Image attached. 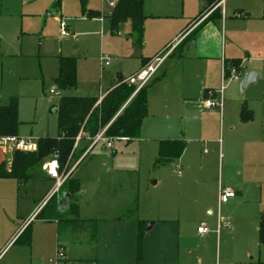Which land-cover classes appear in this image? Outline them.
Instances as JSON below:
<instances>
[{"label": "crops", "instance_id": "obj_1", "mask_svg": "<svg viewBox=\"0 0 264 264\" xmlns=\"http://www.w3.org/2000/svg\"><path fill=\"white\" fill-rule=\"evenodd\" d=\"M56 3L57 0L54 7L60 16L59 21H64L62 17L67 11L63 0L58 1L57 7ZM106 4L102 8L88 9L98 12V18L88 19L81 14L83 18L101 24L99 35L102 48L99 58L102 55L111 58L113 54L123 55L126 47L121 31L126 25L129 26V33L126 34L133 40L129 23L121 25L117 34H111L108 17L113 7ZM204 7L203 0V5L194 8V12L177 20L169 16H148L144 20L142 47H136L133 40V46L140 52L133 73L123 76L119 71L111 75L110 70L115 61L112 58L108 67L101 70L99 66V80L91 82L87 89H79L77 83L74 89L61 91L60 94L61 98H94L98 103L116 86L118 78L123 80L135 74L143 67L144 60L150 62L180 35L191 30L165 59L155 79L149 84L148 114L139 136L140 142L144 144L155 143L150 145L154 150L148 154L152 166L158 156L159 142L182 140L185 143L178 159L154 167L155 170H175L179 167L183 171L178 174V187L180 210L183 213L185 209V217H177V201L173 198H169L162 206L160 200L156 215L155 209L152 215L150 210L143 213L140 206L134 208L136 201L131 198L133 193H130L128 197H121L125 201L114 203L109 215H104L98 204L93 205L88 215L79 210L81 220L97 223L94 241L86 232H64L60 235L56 221L34 220L46 204L45 197L51 190L41 198V204L35 212L24 218L18 211V204L20 198L26 199V196H19V193L25 192L28 181L19 183L12 179H0V210L7 212L9 227L14 221L21 222L13 238L0 250V264L15 246V239L30 223V245L21 246L20 251L30 252L28 256H13L2 264H52L58 245L64 248V264H211L212 241L214 260L218 264H264V245L258 243L259 219L264 210V0H224L221 6L215 5L209 16L202 20V14L207 11ZM67 27L71 32L68 24ZM103 27L107 28L108 38L104 37ZM58 62L57 72L53 76L55 79ZM232 66L241 68L243 76L239 82L248 73H254L256 77L241 92L240 86L231 83L220 94L222 69ZM76 75L79 80L78 69ZM103 76L109 81V87L101 90ZM206 91L214 92L216 100L221 99L220 109L204 108L202 98ZM242 115L249 120L243 122ZM118 139L114 141L130 143ZM202 147L211 149L213 153L208 154L205 150L201 152ZM95 148L99 149V153H93ZM112 149L113 145L109 151L101 143L95 145L88 154H84L80 165L71 169L72 176L87 159L91 161L97 154L110 153ZM6 157L7 154L1 151L0 164L6 162L9 167L12 156L10 159ZM217 157L220 161H216ZM218 164L221 167V181L224 176L227 182L224 188L222 185L217 186L214 180ZM41 172L42 176L40 173L37 180L49 181L45 173ZM161 172L164 171H160V175L163 174ZM158 184L159 180L154 183L156 186ZM225 190L234 192L236 196L219 205V192ZM67 200L65 195L60 198L59 211L65 209ZM213 204H217L215 210L212 209ZM229 205H243L241 208L244 212L233 215L229 229L216 233L217 216L219 214L223 218L222 207ZM190 207H193V212L206 211L207 217L202 219L204 224H197L194 228V224L189 222L195 215ZM130 212L132 218H126V213ZM139 222L146 224L147 235L138 250ZM36 224L42 226L36 227ZM202 225L209 231L205 236L196 232ZM124 228L129 229L128 233L134 239L132 248L124 244L123 239L127 234ZM153 238L156 239L154 243ZM192 241L201 243V246H189ZM229 241L234 245L237 243L236 247L225 248Z\"/></svg>", "mask_w": 264, "mask_h": 264}, {"label": "rangeland", "instance_id": "obj_2", "mask_svg": "<svg viewBox=\"0 0 264 264\" xmlns=\"http://www.w3.org/2000/svg\"><path fill=\"white\" fill-rule=\"evenodd\" d=\"M113 1L106 0V3L109 4ZM55 2L56 0H0V104L5 106L9 98L17 99L20 123L17 138H30L36 143L43 137L51 139L58 137L57 116L54 111L61 95H49V90L55 85L53 76L57 72L58 58L62 56L76 60L79 89H87L91 82L95 83L100 78L98 58L102 48V39L99 35L101 24L83 18L77 0H63L67 14L62 19L70 26L71 34L68 37H61L59 34L60 16L54 7ZM88 2L87 9L102 8L107 5L104 0H88ZM201 4L203 5V0H144L143 16L145 18L148 16H169L177 20L192 11L194 12L196 7ZM215 5L217 4L213 3L211 7H207V11L205 10L206 12L204 11L205 13L202 15L207 14L208 10H212ZM103 32L104 37L108 38L106 27H103ZM121 32L124 34L122 41L126 48H124L123 55H112L115 61L110 73L113 76L114 72L119 71L123 76H128L135 71L138 64L136 58L140 52L133 46V40L127 35L129 26L126 25ZM101 80V90L109 87L106 77L103 76ZM236 84L241 86V82ZM178 125L180 126L179 122ZM86 144L84 142L80 147H84ZM152 144L155 143L144 144L140 142V138L128 144L122 141H113V149L110 153L97 154L91 161L87 159L72 176L79 182L82 193L77 201L79 210L88 215L93 205L98 204L102 213L109 215L114 203L125 201L121 197H128L130 193H133L131 198L136 201L134 208L140 206L143 213H148L150 210L152 215L153 209H155L156 215L159 201L161 200L162 206L169 198H173L177 201V217H185V209L183 213L180 210V188L178 187V174H182L183 171L179 167L175 170L172 168L155 170L148 157V154L154 150V147L150 146ZM89 150L90 147L85 154ZM204 150L208 154L213 153L211 149L202 147L201 152ZM98 151L99 149L95 148L93 153H99ZM14 153V151L7 153L6 158L10 159ZM145 154L147 155L145 156ZM51 159L52 157L45 158L40 166L42 167L45 162ZM217 160H219L218 157ZM41 171L38 170V173H41L42 176ZM160 171H164L161 172L163 174L160 175ZM157 180H159V184L156 186L154 183ZM214 180L217 186L222 185V188L227 185L224 176L221 181L219 164ZM52 188L51 181H28L25 192L19 193V196H26V199L20 198L19 213L23 214L24 218L31 216L37 206L41 204V198ZM60 193L56 194V198L59 200L64 197V194L60 195ZM216 205L213 204L212 209L215 210ZM14 206L13 204V210ZM147 206L150 208L147 209ZM241 207L243 205L223 206L222 214L230 222L225 220L231 223L234 214L244 212ZM7 209L5 208V210ZM190 211L195 214L189 219V222L194 224V228L197 224H204L202 219L206 216L205 210H201V212L194 210L193 212V207H190ZM5 213L7 212L0 210V250L7 246L9 240L19 229L18 226L21 225L20 221H14L9 227V218ZM132 215L130 212L125 216L132 218ZM37 225L36 227L42 226ZM128 230V228H124L127 234L123 240L125 246L132 248L134 239ZM154 241L156 239L153 238L152 243ZM235 245L229 241L225 244V248H233L236 247ZM189 246L194 248V246H201V243L192 241ZM11 247L12 244L9 248ZM221 247L223 249L224 244ZM21 249V245L16 244L2 263L13 256L24 255L26 258L30 252H20ZM210 249L212 252L211 264H218L214 260L213 241L210 243Z\"/></svg>", "mask_w": 264, "mask_h": 264}, {"label": "trees", "instance_id": "obj_3", "mask_svg": "<svg viewBox=\"0 0 264 264\" xmlns=\"http://www.w3.org/2000/svg\"><path fill=\"white\" fill-rule=\"evenodd\" d=\"M56 3V7L57 4ZM81 14L88 19L100 17L98 12L87 9L88 0H78ZM218 0H204L205 7H211ZM143 0H117L108 24L111 34H117L124 23L130 25V36L136 47L143 45L144 32ZM193 39V36H192ZM58 75L54 80L60 91L74 89L77 85L76 60L73 58H59ZM149 61L144 60L143 66ZM117 79L116 86L96 105L94 98H60L56 107L57 133L55 139L42 138L37 141L35 153L15 152L7 167L6 162L0 164V179H12L25 183L39 178L38 170L47 157L56 156L59 173L67 175L72 168L78 167L85 158L83 155L91 146L92 139L101 131L108 139L122 138L127 142L137 140L144 119L148 114V86L138 91ZM248 117L242 115V121ZM20 123L18 121V101L10 98L6 106L0 107V138L16 137ZM78 139V140H77ZM86 142V146L80 147ZM185 148L182 140L161 141L154 167L162 166L178 159ZM83 157V158H82ZM82 160L80 161V159ZM80 161V162H79ZM60 195L67 196V205L63 211L58 210L57 195L51 197L44 207L37 213L34 220L56 221L57 232L81 233L86 232L92 241L96 236V221L79 219L78 198L81 196L79 182L70 173L59 190ZM146 224L138 223L137 246L141 248L146 237ZM31 241V223L15 239L13 245L29 246ZM258 243L264 245V210L259 219Z\"/></svg>", "mask_w": 264, "mask_h": 264}, {"label": "built area", "instance_id": "obj_4", "mask_svg": "<svg viewBox=\"0 0 264 264\" xmlns=\"http://www.w3.org/2000/svg\"><path fill=\"white\" fill-rule=\"evenodd\" d=\"M223 2L224 0H219L217 6L218 7L221 6ZM109 4L111 7H114L115 2L113 1L110 2ZM210 13L211 10H209V12L202 17V20L205 17L209 16ZM59 34L61 37H68L71 34L65 21L62 20L59 21ZM188 34L189 32L180 35L174 42L168 45L162 53L154 57L149 63L143 66L135 74L127 77L126 79H123L121 82L129 86L135 87L134 95L141 89L148 86L155 79L156 74L160 69V67L162 66L165 59L173 52V50L179 45V43H181L184 40V38ZM111 62H112L111 57L107 55H102L99 58L100 69L103 70L104 68L108 67ZM242 76L243 74L240 66L224 67L222 69V84L219 93L221 94L222 91H224V89L227 87V85L231 83L239 82ZM60 94L61 91L56 86L52 87L49 90V95L51 96H60ZM99 103L100 101L97 104ZM202 104L206 110H215L221 108L222 101L221 99L220 100L215 99L214 92L206 91L202 98ZM104 131L105 129L99 132L92 139L90 149L93 148L98 143H101L104 146V148L109 151L112 148V142L114 140H119L118 138L115 139L106 138L104 136ZM37 147H38L37 143L34 142V140H31L30 138H25V139H18L16 137L0 138V150L4 154L13 151L21 152V153H32L37 151ZM82 158L80 159V161L82 160ZM41 170L45 173V176L48 178V180L53 183V188L51 189V191L49 192L48 196L45 199L46 201H48L51 197H53L59 192L60 188L65 183L71 171L67 175L60 174L58 171L59 167L56 160V156H53L51 160L45 162L42 165ZM235 196H236L235 193L232 191H227V190L220 191L218 197L219 205L228 202L230 199L235 198ZM229 227H230V223L224 218H221L220 215L218 214L216 219V233H219L222 229H228ZM196 232L200 236H205L209 231L205 226L202 225L197 228ZM52 264H64V248L60 245L56 246L55 256Z\"/></svg>", "mask_w": 264, "mask_h": 264}, {"label": "water", "instance_id": "obj_5", "mask_svg": "<svg viewBox=\"0 0 264 264\" xmlns=\"http://www.w3.org/2000/svg\"><path fill=\"white\" fill-rule=\"evenodd\" d=\"M255 77H256V74L254 73L246 74L243 77L242 82H241V86H240L241 91L247 89L253 83Z\"/></svg>", "mask_w": 264, "mask_h": 264}]
</instances>
